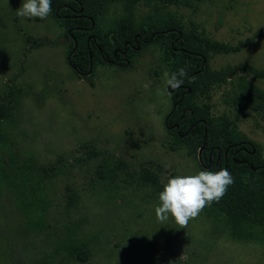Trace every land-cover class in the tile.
<instances>
[{"label": "rangeland", "instance_id": "374dc122", "mask_svg": "<svg viewBox=\"0 0 264 264\" xmlns=\"http://www.w3.org/2000/svg\"><path fill=\"white\" fill-rule=\"evenodd\" d=\"M22 3L0 0V94L10 86L3 129L6 146L19 159L30 157L36 172L52 169L45 217L51 229L28 231L13 196L2 191L0 264H264V233L234 240L221 217L203 212L185 229L171 217L162 224L155 215L159 193L137 179L153 173L164 186L171 177L201 171L197 154L170 146L164 121L172 103L160 94L166 70L157 49L144 48L128 67L99 66L90 80L77 78L64 46L24 51L25 37L54 40L61 29L51 14L18 18ZM109 6L111 17L120 1ZM168 10L198 38L225 47L207 52L209 71L241 64L264 69V0H198L193 9ZM149 12V3H138L135 21ZM206 102L217 121L234 120L236 132L257 145L264 159V79L237 71ZM69 192L78 203L65 214ZM65 220L75 224L71 246L80 259L53 251L56 242L48 237L52 230L61 237Z\"/></svg>", "mask_w": 264, "mask_h": 264}, {"label": "trees", "instance_id": "16d2710c", "mask_svg": "<svg viewBox=\"0 0 264 264\" xmlns=\"http://www.w3.org/2000/svg\"><path fill=\"white\" fill-rule=\"evenodd\" d=\"M113 1L51 0V16L61 29L60 37L50 40L27 36L24 51L64 46L67 66L83 80H90L99 66L128 67L131 59L148 46L157 49L159 62L167 72L186 68L188 76L183 85L177 90L169 89L172 107L164 126L170 136V146L197 154L201 170L215 172L226 168L230 172L234 183L225 196L202 212L206 217H221L232 239L254 240L258 231L264 233V159L257 145L236 132L235 121L225 116L217 121L211 114V104L206 101L214 87L237 71L264 79V69L258 71L241 64L219 72L208 70L207 52H224L225 47L198 38L168 10L170 7L193 9L198 0H119L120 9L111 8L112 14L108 17ZM140 2L149 3L150 12L135 21L134 10ZM4 87L0 94V193L6 190L13 196L28 231L47 233L51 229L45 224V217L51 205L48 184L52 169L36 172L30 157L19 159L6 146L9 139L3 129V103L10 86ZM95 155L94 152L87 154L91 158ZM115 168L125 174L120 161H115ZM137 179L156 193L163 190L153 173H140ZM66 203L64 211L68 214L76 208L78 196L69 192ZM52 232L53 237L48 238L56 242L54 253L65 252L80 259L81 252L71 246L75 233L72 221H64L61 237Z\"/></svg>", "mask_w": 264, "mask_h": 264}, {"label": "clouds", "instance_id": "9594fccd", "mask_svg": "<svg viewBox=\"0 0 264 264\" xmlns=\"http://www.w3.org/2000/svg\"><path fill=\"white\" fill-rule=\"evenodd\" d=\"M52 12L51 0H23L16 9L18 18L41 20L46 19ZM188 76L187 69L182 67L177 72H164V90H177ZM150 83L144 85L148 88ZM234 183V178L226 168L218 171L201 170L196 174L177 175L171 177L159 193V206L155 208V215L162 224L170 217L179 228L185 229L190 220L196 218L205 207L213 202H219L226 194L227 189Z\"/></svg>", "mask_w": 264, "mask_h": 264}]
</instances>
